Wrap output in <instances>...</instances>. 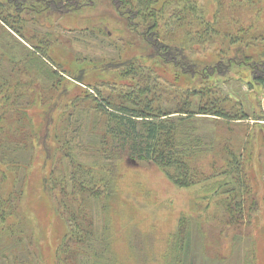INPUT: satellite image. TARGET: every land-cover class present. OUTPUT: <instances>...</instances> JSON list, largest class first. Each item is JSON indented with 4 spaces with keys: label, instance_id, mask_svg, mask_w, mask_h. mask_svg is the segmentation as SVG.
Segmentation results:
<instances>
[{
    "label": "trees",
    "instance_id": "obj_1",
    "mask_svg": "<svg viewBox=\"0 0 264 264\" xmlns=\"http://www.w3.org/2000/svg\"><path fill=\"white\" fill-rule=\"evenodd\" d=\"M92 1L95 2L0 0L1 23L34 46V49L22 46L23 57L16 61L0 58V222L8 223L5 229H0V240L12 235L11 227L24 224L22 220V223L11 222V212L20 216L16 206L9 203L21 196L25 170L33 158L40 156L38 149L47 155L46 163L52 156L48 144L41 147V141L48 143L50 133L59 144L54 155L58 154L54 156L50 173L43 176V187L69 225L64 245L58 248L56 264H133V260L119 259L115 236L105 220L107 213L112 214L113 199L118 198L119 167L113 161L119 158L115 156L118 148H128L133 157L156 165L179 188L206 187L207 197L216 201L209 226L216 235V247L223 239L225 228L229 229L226 234L233 230L235 238L246 237L244 232L251 237L248 225L252 227V215L258 210L259 199L249 163L257 157V152L250 147L247 137L237 148L231 131H227V138L217 142L218 147L213 139L206 145L202 137L194 135L190 123L195 116H211L221 121L219 125L226 126L250 118L237 98L217 91L219 81H224L234 68L240 73H250L253 94L263 91L264 26L247 23L246 18L253 12L260 13L264 0H215L217 14L212 20L207 19L205 10L195 0H111L116 12L131 31L146 42L151 53L80 62L73 77L80 83L92 78V70H87L89 66L103 72L118 68L117 71L131 74L135 81L129 84L127 91L114 90L109 95L102 94L99 85L91 84L90 89H85L74 84L78 94L72 101L71 111L66 108L69 115L63 118L65 124H61L63 119L58 123L54 114L63 109L61 101L67 99L70 91L61 86L66 79L58 69L67 71L55 60H52L54 66L46 61L51 58L48 53L53 45L51 38L29 37L26 26L29 22H40L43 16L79 14L91 6ZM247 4L249 6L244 7ZM161 27L168 28V32ZM4 29L0 33V44L5 42L1 37ZM177 31L180 37L175 34ZM17 42L8 44L14 55ZM183 45H189L191 51L201 48L206 56L202 61L194 60ZM182 71L188 75L184 87L163 76L164 72H169L177 77ZM44 84L53 92L46 98H57L44 104L43 117L40 115V121L35 123L38 115L33 105L23 102L25 96L29 99V95L38 94ZM198 84L200 87L195 88ZM258 86L261 90H256ZM36 127H40L39 132L34 130ZM219 137L224 136L220 133ZM201 145H211L216 151L214 158L222 165L215 164L209 170L193 166L192 159L205 150ZM24 154L29 161L23 159ZM84 154L85 160L82 159ZM4 183L12 186L6 194ZM99 215L103 218L102 228L97 222ZM190 231V220L182 218L178 232L170 238L163 264H185ZM17 233L19 231L14 235ZM17 241L22 245L23 238L18 236ZM249 255L253 258V254ZM13 262L20 264V260ZM137 262L135 264H141ZM145 263L149 264L148 260Z\"/></svg>",
    "mask_w": 264,
    "mask_h": 264
},
{
    "label": "rangeland",
    "instance_id": "obj_2",
    "mask_svg": "<svg viewBox=\"0 0 264 264\" xmlns=\"http://www.w3.org/2000/svg\"><path fill=\"white\" fill-rule=\"evenodd\" d=\"M173 1L175 0H171V2ZM195 1L205 10L207 19L212 20L213 15L217 12L218 4L216 1ZM260 5L264 8V2ZM247 6L249 4L244 7ZM159 20L161 21L160 17ZM246 21L247 23H259L261 27L264 26V9L260 13L248 14ZM2 29L5 32L1 37L6 43L0 44V58L3 56L9 61H16V59L23 57L21 55L22 46L34 49L29 40L22 39L15 31L0 21V33L3 31ZM26 29L29 31V37L36 38L46 35L48 40L51 38L53 45L48 48L51 58L46 61L54 66L55 62L52 60H55L59 65H63L67 71L58 69V72L66 79V82L62 81L61 86L63 85L70 91L67 99L61 101L63 109H59L58 113L55 111L54 117L58 123L69 115L66 108H69L70 111L72 109V101L78 94L74 84L85 89H90L88 85L91 84L92 86L99 85L102 94L109 95L113 94L114 90H117L118 93L119 91H127L129 84H133L135 81L131 74L126 75L117 71L118 68L103 72L89 66L87 70H92V78L80 83L73 78L76 77L80 62L89 59L97 61L103 59L117 60L119 58L146 56L151 53L146 42L138 34L131 31L125 19L116 12L111 0H95L91 6L84 8L79 14L65 17L43 16L38 23L29 22ZM161 29L165 33L168 32V28L161 27ZM175 34L177 37L181 36L178 31ZM18 40L21 43L17 42ZM13 42H17L15 55L8 47V44ZM35 43L38 42L35 41ZM220 45L221 43L217 47ZM183 46L185 52L194 60L202 61L206 56L201 52V48L197 50L196 47L191 51L189 45ZM206 51L214 53V50L206 49ZM19 63H22V60ZM55 68L58 67L55 66ZM68 70H72V73ZM163 76L181 87L187 86L186 81L188 80L185 77L188 75H185L183 71L181 75H176L177 77L169 72H164ZM176 80L178 83L175 82ZM250 81L251 76L248 71L240 73L237 72V68H234L224 81L222 79L219 81L220 89L217 91H222L224 94L229 93L234 99L237 98L251 115L248 121H238L232 126H226L219 125L221 121L211 116H195L191 119L192 121L190 120V126L193 127L194 135L202 137L203 143L205 141L206 145H209L213 139L215 146L218 147L217 142L227 138V131L232 132L231 139H234L233 143L237 148L241 147L246 137L249 143L251 141L250 147L258 155L254 160L251 159L249 168L251 169V178H253L258 190L257 199H259L258 210L252 215V227L248 225V230L252 236L249 237V233L244 232L246 237L239 239L238 236L235 238L234 231L226 234L229 229L225 228L226 231H223L224 234L221 235L223 236L222 243L219 242L216 247V235L212 233V228L209 227L212 225L213 220L211 221V219L216 210V201L207 197L206 187L200 185L192 188H179L156 165L133 157L128 148H118L115 156H119V158L113 159L119 167L118 198L113 199V205L110 207L112 214L107 213L105 220L108 229L113 231L115 236L116 251L119 253L120 260H133V264L135 261L146 264V260L149 264H163L170 238L178 232L180 221L183 218L190 220L191 226L185 264H264V94H253ZM47 86L44 84L41 91H38L36 95L34 93L29 95V99L27 98L28 95L25 96L26 100L23 102H30L33 105L35 114L38 115L37 119L34 120L35 123L40 121V115L43 117L46 110L43 108L44 104L50 102V99L53 101L57 98L56 96L50 98L53 92H49L46 89ZM199 87L198 84L195 88ZM170 90L174 91L175 89L170 88ZM256 90H261V88L258 86ZM32 95L34 98H31ZM46 96H50V99H47ZM44 97L46 101H44ZM65 120L63 119L61 124H65ZM53 127L55 126L53 125ZM36 129L39 132L40 127L34 128L35 131ZM220 133L224 136L223 138L219 137ZM53 135L50 133L48 143L41 141V147L43 144H48L50 151L53 152L52 156L46 163L47 155L39 150L41 148L38 149L40 156L33 158L30 167L25 170L26 179H23L21 183V196L16 201L14 199L9 203L12 207L16 206L20 216L16 217L11 212V222L18 223V220L19 222L22 220L24 224L11 227L9 232L12 235L0 240V253L5 254L0 256V264H14L13 260H20V264H56L58 260V248L64 245L69 225L66 218L57 212L55 203L46 193L42 182L44 174L50 173L52 170L54 156L58 154L54 155L59 144ZM206 145L204 147L201 145V149L204 148L205 150L195 159H192L193 166L204 167V170H209L215 164L222 165L214 158L216 151L210 147L211 145L209 147ZM212 153L215 155H211ZM23 159L26 162L29 161L28 155L24 154ZM82 159H86L85 154ZM246 168L248 170V164ZM3 190L6 194L12 190V186L9 183H4ZM97 222L99 227L104 226L102 225V216L99 215ZM5 224L8 225V223L1 224L0 222V229H5ZM203 228L208 237L203 235ZM16 231H19V234L14 235ZM209 234L211 235L209 236ZM18 236L23 238L22 245L17 241ZM129 244L132 245V248H129ZM221 244L224 245L223 248ZM249 253L253 254V258ZM17 254L19 256H16Z\"/></svg>",
    "mask_w": 264,
    "mask_h": 264
},
{
    "label": "crops",
    "instance_id": "obj_3",
    "mask_svg": "<svg viewBox=\"0 0 264 264\" xmlns=\"http://www.w3.org/2000/svg\"><path fill=\"white\" fill-rule=\"evenodd\" d=\"M261 93H263V94H264V89H263V91H262Z\"/></svg>",
    "mask_w": 264,
    "mask_h": 264
}]
</instances>
